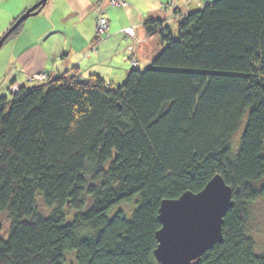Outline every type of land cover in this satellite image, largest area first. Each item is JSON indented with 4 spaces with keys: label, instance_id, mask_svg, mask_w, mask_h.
I'll use <instances>...</instances> for the list:
<instances>
[{
    "label": "trees",
    "instance_id": "16d2710c",
    "mask_svg": "<svg viewBox=\"0 0 264 264\" xmlns=\"http://www.w3.org/2000/svg\"><path fill=\"white\" fill-rule=\"evenodd\" d=\"M145 25L163 46L116 88L66 73L0 98V264H65L72 252L78 264H160L162 201L216 175L233 205L223 242L196 264H264L247 234L264 196V0H212L176 31ZM134 200L131 216L111 213Z\"/></svg>",
    "mask_w": 264,
    "mask_h": 264
},
{
    "label": "crops",
    "instance_id": "0c3cea01",
    "mask_svg": "<svg viewBox=\"0 0 264 264\" xmlns=\"http://www.w3.org/2000/svg\"><path fill=\"white\" fill-rule=\"evenodd\" d=\"M39 1L15 0L8 8L12 16L4 30ZM110 1L48 0L36 15L39 19L31 23L32 27L27 29L25 22L20 34L6 43L12 42L5 62L4 81L33 86L27 80L29 75L46 73L57 77L78 69L83 78L98 75L107 83L115 84L124 80L131 69L149 66L161 50V36L147 33L148 19L161 20L165 27L177 29L183 17L212 0H126L123 6L111 5ZM102 15L109 19L110 29L96 45L97 21ZM132 25L137 27L138 36L134 47L136 65L130 62L127 52L133 42L123 32ZM25 36L27 41L18 48L20 44L17 46L14 42Z\"/></svg>",
    "mask_w": 264,
    "mask_h": 264
},
{
    "label": "water",
    "instance_id": "95a60500",
    "mask_svg": "<svg viewBox=\"0 0 264 264\" xmlns=\"http://www.w3.org/2000/svg\"><path fill=\"white\" fill-rule=\"evenodd\" d=\"M48 0L27 9L10 28L38 15ZM6 35L0 40V49ZM233 189L221 175L213 177L199 193L185 192L175 200H163L159 209L161 228L155 251L160 264H196L215 244L222 243L224 217L233 205Z\"/></svg>",
    "mask_w": 264,
    "mask_h": 264
},
{
    "label": "rangeland",
    "instance_id": "374dc122",
    "mask_svg": "<svg viewBox=\"0 0 264 264\" xmlns=\"http://www.w3.org/2000/svg\"><path fill=\"white\" fill-rule=\"evenodd\" d=\"M120 2L118 3V6H123L124 5V0H119ZM122 1V2H121ZM15 2V0H0V32H2V30H4V28L7 26L10 17L12 16L8 11L9 7L13 5V3ZM11 3V4H10ZM111 5L114 3L112 0L110 1ZM205 6V5H204ZM166 8H170L171 5H165ZM44 8V7H43ZM38 16H34L29 18L27 21L28 23V28L30 29L32 26V22L35 21L34 19H36ZM105 18L107 20L108 26L107 28H105L103 31V33H100L98 31V21H97V34L96 36H98V40H96L97 43H95L96 45L102 40L104 39V36L107 35L109 33V29H110V21L108 18H106L105 16H101L100 18ZM39 19V17L37 18ZM10 29L9 27H7L0 35V39L1 37L7 32L6 30ZM133 30L132 32H128L126 33V30ZM6 31V32H5ZM173 31H176V29H173ZM123 32L125 33L126 37L131 40L133 43H131L128 48H127V52L129 55V60L133 65H136L138 63V60L134 54V47L135 44L138 41V36H137V27L135 25H132L126 29L123 30ZM27 36L25 37H20L19 38V42L16 40L14 42L15 45H19L18 48H20V46L23 44V42L27 41ZM12 43V42H11ZM10 44H6L3 45V47L0 49V98L3 96L6 97H11L12 95H16L19 92V89L21 87L22 84H19L17 82H14L11 84L12 81H4V76L6 74V65L5 62H7V57H8V49L10 47ZM94 48V47H93ZM95 49V48H94ZM138 68L140 69H144L146 67L143 66H139ZM76 73V72H75ZM75 73H68L69 76H65V78H70L72 76L74 77H78V81L80 80V78H83L82 76L76 75ZM41 75V76H40ZM72 75V76H70ZM76 75V76H75ZM40 76V77H39ZM61 76V75H60ZM59 76V77H60ZM58 77V76H57ZM64 77V76H62ZM19 80V79H18ZM28 82H31L34 84V86H40V85H45L47 83H49L52 80V76H49L46 73H36L33 75H29L27 77ZM123 82L122 80L117 81L113 86H115V88L120 85ZM15 87H17L15 89ZM11 88V90H10ZM239 139H240V133H238L235 138H234V144L235 146H238L239 144ZM262 183L264 184V179L262 181ZM137 203L134 201H130V202H125V203H121L119 205H117L116 207L113 208V210L111 211L112 214H116L118 212H123L125 213L127 216H131L132 213L134 212V210L136 209ZM44 211V209H42ZM68 216H71V211L72 209H68L66 210ZM250 212H251V216H250V220L249 223L247 225V234L253 238V240L255 241V251L257 254H264V196L260 197L258 200L254 201L253 203H251L250 206ZM111 214V215H112ZM65 264H78L77 260H76V255L74 252L72 253H68L66 255V261Z\"/></svg>",
    "mask_w": 264,
    "mask_h": 264
},
{
    "label": "built area",
    "instance_id": "2783aa9c",
    "mask_svg": "<svg viewBox=\"0 0 264 264\" xmlns=\"http://www.w3.org/2000/svg\"><path fill=\"white\" fill-rule=\"evenodd\" d=\"M113 2H114L113 5H118V3H119L120 1H119V0H113ZM121 2H122V1H121ZM125 3H126V0H124V4H125ZM98 23H99V24H98V31H99L100 33H103V32H104L103 30H104L105 28H107V26H108L107 20H106L105 18L102 17V18H99V19H98ZM128 32H129V33H130V32L133 33V30H129V29H127V30H126V33H128ZM129 33H128V34H129ZM40 76H41V75H40ZM40 76H39V77H40ZM16 88H17V87H15V89H16Z\"/></svg>",
    "mask_w": 264,
    "mask_h": 264
}]
</instances>
